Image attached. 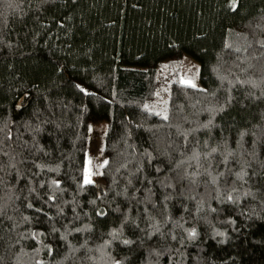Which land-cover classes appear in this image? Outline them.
<instances>
[{
    "label": "trees",
    "instance_id": "trees-1",
    "mask_svg": "<svg viewBox=\"0 0 264 264\" xmlns=\"http://www.w3.org/2000/svg\"><path fill=\"white\" fill-rule=\"evenodd\" d=\"M0 264H264V0H0Z\"/></svg>",
    "mask_w": 264,
    "mask_h": 264
},
{
    "label": "rangeland",
    "instance_id": "rangeland-1",
    "mask_svg": "<svg viewBox=\"0 0 264 264\" xmlns=\"http://www.w3.org/2000/svg\"><path fill=\"white\" fill-rule=\"evenodd\" d=\"M188 56V55H187ZM180 57H175V59H179ZM187 61L194 62L187 65V72L189 74L197 73V79L189 80V79H182L183 81L190 84H194L196 86H200L199 82V64L196 60L188 56ZM185 69V66H184ZM191 79V78H190ZM107 122L106 121H99V122H91L90 129H89V146H88V159L86 162V176L88 173L91 172V177H96V173L100 176L102 172L103 165L107 161V156L104 153V143H105V136L107 132ZM96 172V173H95ZM98 180V178L96 179ZM99 181V180H98ZM103 182V181H102Z\"/></svg>",
    "mask_w": 264,
    "mask_h": 264
},
{
    "label": "snow or ice",
    "instance_id": "snow-or-ice-1",
    "mask_svg": "<svg viewBox=\"0 0 264 264\" xmlns=\"http://www.w3.org/2000/svg\"><path fill=\"white\" fill-rule=\"evenodd\" d=\"M233 6H235V5H233ZM189 83H190V82H189ZM191 86L195 87L194 84H192ZM90 175H91V172H89V173H88V176H86V178H85V183H92L91 179L89 178Z\"/></svg>",
    "mask_w": 264,
    "mask_h": 264
}]
</instances>
